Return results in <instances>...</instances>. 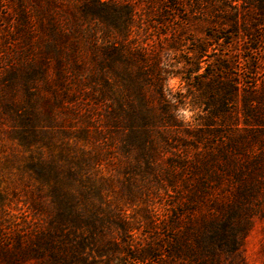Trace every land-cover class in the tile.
<instances>
[{"label": "trees", "instance_id": "16d2710c", "mask_svg": "<svg viewBox=\"0 0 264 264\" xmlns=\"http://www.w3.org/2000/svg\"><path fill=\"white\" fill-rule=\"evenodd\" d=\"M9 1L16 59L0 61V120L25 169L0 188V261L213 264L237 249L264 210V91L244 93L254 126L193 128L173 115L157 55L136 35L155 0ZM67 104L73 135L53 152L42 125L64 124L55 110ZM206 135L213 149L192 144ZM105 166L115 173L98 174Z\"/></svg>", "mask_w": 264, "mask_h": 264}, {"label": "rangeland", "instance_id": "374dc122", "mask_svg": "<svg viewBox=\"0 0 264 264\" xmlns=\"http://www.w3.org/2000/svg\"><path fill=\"white\" fill-rule=\"evenodd\" d=\"M162 1L164 6L159 5L160 0H155L153 11L150 14L145 12L136 21L135 30L139 42L152 45L157 55L158 66L162 68L164 77V89L169 77L179 78L183 90L174 94L177 100L175 106L187 104L195 110V119L191 124L193 128H205L207 125L210 127L208 129L219 128L232 122L240 126H244V123L254 126L253 119L245 114L243 103L245 92L256 87H259L260 92L264 91V14L259 16L257 13L256 4L259 0ZM260 3L264 11V0H260ZM6 4L11 6L9 0H0V61L9 55L13 60L16 59V47L11 45L15 41L13 19L8 8H5ZM242 24L249 30L244 31ZM215 77H218V84L215 81L211 83ZM231 88H238V93L232 99L225 100L227 104L223 107L221 100ZM253 104L257 106L259 102ZM69 109L67 104V108L58 107L55 110L63 118L64 124L48 122L42 125L43 130L51 132L54 144L50 150L53 152L59 141L66 140L65 129L72 128L68 124L73 117ZM228 112L229 116L222 117V113ZM8 124L0 120V188L5 189L18 181L19 170L25 169L21 160L14 161L11 158L16 141L8 134ZM70 131L67 132L69 136L73 135ZM211 141L218 142L213 135H206L192 144L200 150L208 147L213 149L214 145L208 146ZM43 149L49 151L47 147ZM192 150L190 142L188 152ZM97 173L111 175L115 172L105 166ZM116 177L120 179L121 174H116ZM11 195L8 194L9 197ZM10 200L8 206L12 208L15 201L12 198ZM126 260L122 256L118 260H110L109 264H126ZM0 264H5V261H0ZM14 264L44 263L38 258L27 257ZM213 264H264V210L253 217L238 248L227 253L219 252L218 260Z\"/></svg>", "mask_w": 264, "mask_h": 264}, {"label": "clouds", "instance_id": "9594fccd", "mask_svg": "<svg viewBox=\"0 0 264 264\" xmlns=\"http://www.w3.org/2000/svg\"><path fill=\"white\" fill-rule=\"evenodd\" d=\"M167 67V64L164 65ZM179 67V65H177ZM165 95L169 102L173 105L177 104V100L174 98V94L177 91H182L180 80L178 77H169L165 82ZM195 110L191 109L187 104L183 106H178L175 108L173 115L179 121L184 122L185 124H192L195 119Z\"/></svg>", "mask_w": 264, "mask_h": 264}]
</instances>
